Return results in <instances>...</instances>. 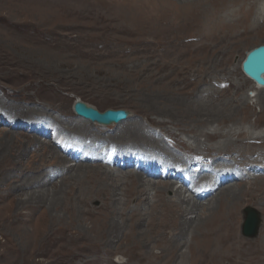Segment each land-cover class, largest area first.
<instances>
[{"label": "rangeland", "instance_id": "rangeland-1", "mask_svg": "<svg viewBox=\"0 0 264 264\" xmlns=\"http://www.w3.org/2000/svg\"><path fill=\"white\" fill-rule=\"evenodd\" d=\"M230 1L0 0V264H198L193 229L221 195L214 192L193 212L178 205L186 213L170 221L159 216L153 194L172 206L171 192L123 176L166 184L172 174L155 180L148 173L157 170L124 164L146 166L156 155L151 160L160 172L179 164L184 173L189 162L213 177L218 168L235 169L233 190L242 187V174L264 171L256 139L262 130L248 125L264 92L241 68L247 52L264 45V24L228 32L218 44L203 40L206 29L200 30V24L231 21ZM76 100L99 112L126 110L129 118L83 130ZM130 151L140 158L123 154ZM213 181L190 183L189 190L213 191ZM181 182L171 183L179 188ZM247 207L260 215L257 237L264 205L254 198L240 203L238 233L253 242L242 234Z\"/></svg>", "mask_w": 264, "mask_h": 264}, {"label": "bare ground", "instance_id": "bare-ground-1", "mask_svg": "<svg viewBox=\"0 0 264 264\" xmlns=\"http://www.w3.org/2000/svg\"><path fill=\"white\" fill-rule=\"evenodd\" d=\"M230 2H234V5H235V7L234 6L231 7V8H234V10L232 9L233 10L232 12L230 10L231 14L229 16H231V21H230V17L228 16L229 21H223L222 20L223 22L220 23V26H218L219 22L215 24V21L209 23L208 26L206 23H204L203 25L200 24V30L202 28L206 29L204 31L205 37L203 38V40L204 39L209 40V43H210V41H216L215 43L218 44V40L221 38L223 39L224 36L225 37H231L229 33H233V31H243V32H247L250 30L252 31L256 27H259L262 24H264V0H232ZM198 5H197V7H198ZM228 6H230V5H228ZM200 11H199V13H200ZM220 12H222V11H220ZM201 13H203V12H201ZM205 13H204V15L199 14L200 15L199 16L200 21L203 20V18H206L207 13H206V15H205ZM209 14H210V10H209ZM213 15L214 14L209 15L207 17V19L209 21L213 20ZM225 19H226V16H225ZM190 25L192 26V24H189L188 26L190 27ZM200 30H199V32H200ZM169 38H170V36H169ZM190 41H195V43H196V40H194V39L190 38ZM183 42H184V40H183ZM184 44H185V42H184ZM196 46H197V48H195L194 50H199V49L205 48L204 45H196ZM250 81L253 82L252 80H250ZM253 85L255 86L257 92H259V93L264 92V87L257 86L256 84H253ZM257 94L254 97L258 98ZM247 100L248 99H245V102H247ZM250 116H252V115H250ZM128 118H129V116L127 117V119ZM127 119H125L121 122H124ZM80 120H81V124H79L78 126L80 128H83V130H86V128H89L92 126L90 121H87L81 117H80ZM121 122H119L118 124H120ZM93 124H95V123H93ZM118 124H112V125H108V126H102V125L95 124L93 126L94 127H98V126L99 127H109V126H116ZM248 125H249V129L252 131L253 130H262V133H261L262 135L260 134L261 136L257 137L256 139L259 140L261 142V145L263 146V148L259 150V157L261 156V158H263L264 157V103H263V107L261 108L259 114H257L255 116V119L253 120V122L252 121H250V123L248 122ZM241 133L242 132H238V134H241ZM97 138H99V137H97ZM213 139H215V138H213ZM69 144H70V148H72L73 150H79V146L75 142L70 141V143H68V145ZM150 149H151V147H150ZM155 151H156V149H155ZM192 151H194V150H192ZM140 154L144 157H146V155H148V153L147 152L145 153L143 150H141ZM153 156H156V155L150 156V158H149L150 160L147 161L146 166L141 164L140 166L137 167L136 162H135L133 164H130L129 166L124 164V168L125 167L134 168L137 171H140L141 169H144V168L157 170V172H154L152 174L148 173V175L152 176L151 179H155V180H160V178H163L162 174H166V176L171 174L169 169L165 170V172H160V170L162 171V169H161L162 167L160 166L161 164L154 163L151 160ZM89 158H91V157H89ZM161 158L167 159L165 157H161ZM109 161H106V163L113 165V163L111 161L110 162ZM176 161H178V160H176ZM169 164H171V163H169ZM114 165L119 166L117 164H114ZM184 166L186 167V169L184 170V173H183V170L181 172H179V176H180L179 179L175 180V179L169 178L170 179L169 181L177 183V182H181L180 179H182L183 175L185 174L189 178V182L184 183L182 181L181 187H179V188H175L174 187L175 184L171 183V182L169 183V181L166 184H159V183L155 184L153 181L150 182L149 180H145L141 176H139L138 174H133L131 172L124 173L123 177H125V178L129 177L130 179L135 180L136 182L147 186L148 189H151V190L154 189L156 192H171L173 194V197H175L174 200L169 201L172 206H168L165 203V201L161 197V194H153L152 193L156 197V207L158 209L159 216L162 218H167L170 221H176L177 220V222H178L179 219L182 217V215L186 213L184 211V212H182V215H180V211H179L180 207L178 205L186 204L187 205L186 206L187 212H189V211L193 212V211H196L199 209V207L201 205L200 203H202L203 200L206 201L209 199V197L212 198V196H214V194H213L214 192H215V194L219 193V195H221L220 200H219L220 204L219 205L217 204V206H215V207L212 206L211 208H209L208 211L211 209V211H213L212 214H210L206 219L204 218L200 222V224L197 225L195 229H193L195 231L194 234H196L197 238H195L193 244H191L190 246L191 247L198 246V248L196 250L193 249L194 259L196 257L198 264H264V220L262 222L263 223L262 231H261V233L259 232L260 234H258L257 237L253 238L254 241L251 240L253 242H248V241L246 242L245 240H243L241 238V236L238 233L239 224H240V213H239L240 203L245 201V200H249L251 198L252 199L254 198V199H256V202H258V203L261 202L264 205V171L261 172V168L256 167V169H252V171L257 172L258 175L255 176V174H254V176L251 177L250 172L249 173L246 172L247 174L245 173L246 174L245 176L242 174L240 179L237 178L238 179L237 181L241 180V182H242L241 186L242 187H240L237 190L236 189L233 190V189H230L231 186L229 184H231L232 181H235V178L237 176V171L235 169L232 171H230V170L226 171L222 167V166H226V165H222L221 167L223 169L218 168V170H215V176L213 177L211 175L201 174L197 168V166H198L197 162L196 163L189 162L188 164H184ZM120 167L123 168V166H120ZM118 173L123 175L122 172H118ZM225 173L229 174L227 181L220 180V179H222L221 174H225ZM192 176H194V178ZM246 178H248L249 181H245ZM208 179L210 181H213V179L216 180V181H213L214 183H217V181H218V187L215 188L213 191H211L212 186L211 187H205L203 192H201V194L199 193V190H198V192H197V190H195L194 194L190 192V190H189L190 189L189 188L190 183L191 184L196 183L193 185L198 186L199 183H202ZM206 186H207V184H206ZM199 189H201V188H199ZM226 189H230V190L227 191ZM203 194H205L204 197H202ZM139 196H141V194ZM253 203H254V201H253ZM263 214H264V212H263ZM161 222H162V220H161ZM163 222H164V220H163ZM202 222H205V223H203V225H202ZM201 225H202V228H200ZM187 229L188 228L186 227V230ZM91 231H92V229H91ZM198 235H200V237ZM198 238H200V239H198ZM199 246H202L204 248L201 247L199 249ZM201 249H204V250H201ZM202 251H205V252L202 253Z\"/></svg>", "mask_w": 264, "mask_h": 264}, {"label": "water", "instance_id": "water-1", "mask_svg": "<svg viewBox=\"0 0 264 264\" xmlns=\"http://www.w3.org/2000/svg\"><path fill=\"white\" fill-rule=\"evenodd\" d=\"M241 68L247 78L257 86L264 87V45L257 46L247 52ZM73 111L77 116L102 126L118 124L129 116V112L122 109H108L99 112L81 100L75 101ZM243 213L242 234L247 238H253L257 235L261 223L260 215L251 207L245 208Z\"/></svg>", "mask_w": 264, "mask_h": 264}]
</instances>
